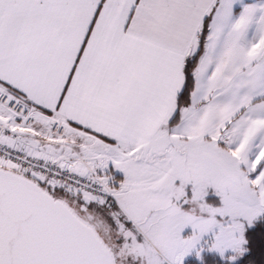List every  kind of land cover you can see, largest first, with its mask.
I'll list each match as a JSON object with an SVG mask.
<instances>
[{
	"label": "snow or ice",
	"instance_id": "1",
	"mask_svg": "<svg viewBox=\"0 0 264 264\" xmlns=\"http://www.w3.org/2000/svg\"><path fill=\"white\" fill-rule=\"evenodd\" d=\"M0 264H264V0H0Z\"/></svg>",
	"mask_w": 264,
	"mask_h": 264
}]
</instances>
